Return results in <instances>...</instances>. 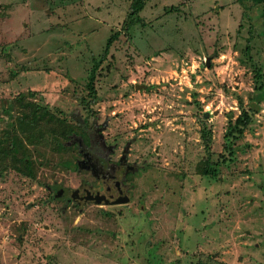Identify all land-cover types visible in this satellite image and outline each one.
<instances>
[{"label":"rangeland","instance_id":"374dc122","mask_svg":"<svg viewBox=\"0 0 264 264\" xmlns=\"http://www.w3.org/2000/svg\"><path fill=\"white\" fill-rule=\"evenodd\" d=\"M257 1L143 0L127 28L135 0H0V264H264ZM99 132L131 144L122 217L54 197L94 185L71 141Z\"/></svg>","mask_w":264,"mask_h":264},{"label":"flooded vegetation","instance_id":"af4514ba","mask_svg":"<svg viewBox=\"0 0 264 264\" xmlns=\"http://www.w3.org/2000/svg\"><path fill=\"white\" fill-rule=\"evenodd\" d=\"M97 141L93 140V136L88 134L90 146L85 148L84 142L80 138L74 137L72 144L77 147V152L81 156V160L76 161L75 169L80 172L90 174L94 178V185H83L70 193L69 198H65V191L59 188L54 197L55 199L64 200V209L68 208L70 204L77 205L78 207L83 204H94L97 206L116 207L117 213L122 212V208L126 204H117L120 198L127 197L125 182L127 176L134 173L136 169L128 163V155L130 151V143L122 148L120 156L117 161L113 162L111 157L114 155L116 148L107 146L103 139L102 133L99 132ZM120 176V179H119ZM100 186L103 190L101 192L95 186ZM123 194V195H122ZM89 197H104L100 204H96L95 200ZM85 201V199H87ZM130 201V199H129Z\"/></svg>","mask_w":264,"mask_h":264},{"label":"trees","instance_id":"16d2710c","mask_svg":"<svg viewBox=\"0 0 264 264\" xmlns=\"http://www.w3.org/2000/svg\"><path fill=\"white\" fill-rule=\"evenodd\" d=\"M257 6H259L262 10V14L264 15V0H259L256 3ZM143 8V0H135L134 2V6H133V10L131 11L130 15L128 16L129 19V23H128V27L130 28V26L132 24H134L138 19H137V14L138 12H140ZM114 38H116L115 36L111 37L110 39H108L107 43H106V48H105V55L106 56L108 49L112 43V40H114ZM262 90L261 87L258 89V91ZM264 101V93L260 92L258 94H256L252 100V106L250 107V110L252 111V113H256L257 111H259V107L260 104ZM248 121H249V117L247 115H245V119H241V116L238 118L237 122L235 125H233L232 131L229 132L228 136H232L234 137L235 133H241L242 130L248 125ZM30 135V134H29ZM64 166H69L68 168H72L70 167L71 165H69V163L65 162L63 163ZM16 171H19L22 174H25L26 176L29 175V171L31 168V161L30 160H25L24 163H16ZM202 173L206 176H210V177H214V169L209 168L207 170V168L205 169V171H202ZM119 216H123V211L118 213ZM138 220L136 227H139L141 223H143V221H145V216L144 215H140L138 218H136Z\"/></svg>","mask_w":264,"mask_h":264},{"label":"water","instance_id":"95a60500","mask_svg":"<svg viewBox=\"0 0 264 264\" xmlns=\"http://www.w3.org/2000/svg\"><path fill=\"white\" fill-rule=\"evenodd\" d=\"M141 88H144V87H141ZM135 89H138V86H136ZM89 198L95 200L96 204H100L101 201L104 199V197H89ZM87 200H88V198L85 199V201H87ZM128 202H129V199L127 197H125V198H120L118 200L117 204H126Z\"/></svg>","mask_w":264,"mask_h":264}]
</instances>
